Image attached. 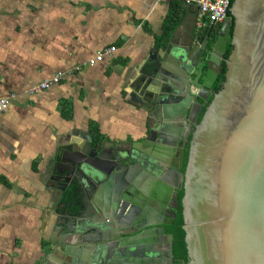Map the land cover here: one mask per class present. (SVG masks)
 Returning a JSON list of instances; mask_svg holds the SVG:
<instances>
[{"label":"water","instance_id":"1","mask_svg":"<svg viewBox=\"0 0 264 264\" xmlns=\"http://www.w3.org/2000/svg\"><path fill=\"white\" fill-rule=\"evenodd\" d=\"M231 2L225 8L231 18L211 49L195 41L197 7L190 5L157 49L161 55L139 67L144 86L133 98L161 114L142 152L86 141L56 159L52 179L66 199L61 240L51 241L47 258L155 264V245L164 237L162 262L174 264L165 227L183 190L187 264H264V0ZM231 22L232 50L224 60ZM223 66L221 89L212 94Z\"/></svg>","mask_w":264,"mask_h":264},{"label":"crops","instance_id":"2","mask_svg":"<svg viewBox=\"0 0 264 264\" xmlns=\"http://www.w3.org/2000/svg\"><path fill=\"white\" fill-rule=\"evenodd\" d=\"M177 2L0 0V100L9 101L0 112V264H62L46 254L61 240L66 192L52 176L68 147L146 148L143 138L161 114L133 98L144 86L139 67L161 55ZM178 4L180 19L190 5ZM110 47L115 51L89 65ZM58 73L57 84L29 94ZM165 247L161 237L155 264H163ZM84 257L89 263L91 254Z\"/></svg>","mask_w":264,"mask_h":264},{"label":"trees","instance_id":"3","mask_svg":"<svg viewBox=\"0 0 264 264\" xmlns=\"http://www.w3.org/2000/svg\"><path fill=\"white\" fill-rule=\"evenodd\" d=\"M179 2V0H178ZM173 4L171 6V11L169 13L167 25L164 31L165 38L169 36V33L174 29V27L179 23V16L178 13L180 11V4ZM233 3V0L231 2V5ZM228 17L231 18V13L230 11L228 12ZM231 28L233 29V23L231 22ZM232 50V45L228 43L226 47V51L223 54V59L226 60ZM225 67L223 66V75L218 77L216 80V83L213 86V94H215L219 89H221V85L224 81V73H225ZM212 96L208 99L206 103L203 105V110L202 113L199 115L198 121L201 120V117L204 113V110L208 103L211 101ZM96 132V129H94ZM97 134V132H96ZM95 140L97 141L99 137L94 136ZM191 136H189L186 147H185V152H184V160H183V165H182V172L185 171L187 161H188V148H189V142H190ZM184 191L180 190L177 195V199L179 202V208L176 212V218L174 219L172 225L167 226L166 230L168 233H171L173 235V248H172V256L174 259V264H181L182 262L184 264H187L189 259L187 255V248H186V242H185V231L183 230V216H182V206H181V200L183 198Z\"/></svg>","mask_w":264,"mask_h":264},{"label":"built area","instance_id":"4","mask_svg":"<svg viewBox=\"0 0 264 264\" xmlns=\"http://www.w3.org/2000/svg\"><path fill=\"white\" fill-rule=\"evenodd\" d=\"M185 5H195L197 7V25L200 26L204 21L212 24H221L228 17V11L225 10L228 0H181ZM115 51V47L104 49L101 53L89 60L92 66L102 61L105 54ZM62 74L58 73L49 80H44L37 86L29 90V94H36L50 86L57 84L62 79ZM9 104L7 99L0 100V112H3Z\"/></svg>","mask_w":264,"mask_h":264},{"label":"flooded vegetation","instance_id":"5","mask_svg":"<svg viewBox=\"0 0 264 264\" xmlns=\"http://www.w3.org/2000/svg\"><path fill=\"white\" fill-rule=\"evenodd\" d=\"M222 24L223 23H221V24H212V23L204 21L200 26H198L197 23H196L194 35H195V38H196L195 41H196L197 45L199 47H201L206 42L205 43V48L208 49V50L211 49L212 46L214 45L216 39L219 37V33H220V30H221V25ZM232 32H233V29L231 28V23H230L227 45H228V43H231ZM227 45H226V47H227ZM214 84H213V86H214ZM211 92L213 94V87H212ZM197 123H199L198 120H197ZM191 133H193V130H191ZM171 205H174V201L173 200L171 201ZM167 226L165 227V231H166Z\"/></svg>","mask_w":264,"mask_h":264}]
</instances>
